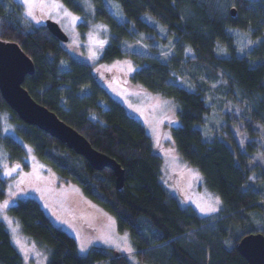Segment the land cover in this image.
<instances>
[{
  "label": "trees",
  "instance_id": "16d2710c",
  "mask_svg": "<svg viewBox=\"0 0 264 264\" xmlns=\"http://www.w3.org/2000/svg\"><path fill=\"white\" fill-rule=\"evenodd\" d=\"M61 1L86 14L79 0ZM92 1L95 19L106 23L111 34L99 61L132 58L139 68L129 80L176 102L178 123L172 136L178 152L201 173L222 207L216 215L203 217L182 206L161 180L162 158L144 124L111 95L93 65L72 56L46 24H32L20 2L0 0V39L18 42L34 62L35 71L26 75L24 86L96 149L116 159L125 181L118 188L111 168L95 169L58 138L26 123L0 91V145L8 151L9 162L27 169L22 140L29 143L38 159L115 215L118 229L130 232L133 253L144 264H248L239 241L251 232L264 234V169L261 177H253L264 167L257 158V153L264 158V0H113L123 19L105 0ZM146 17L165 28L167 37ZM232 29L257 43L237 53ZM136 36L151 47L171 39V51L126 47ZM217 91L225 94L230 107L225 123L206 138L202 127L212 113L208 99ZM5 114L22 140L6 132ZM7 183L0 175V200L6 197ZM8 211L26 234L47 248L48 264H132L128 255L101 245L81 254L76 239L34 197L20 198ZM0 264H24L2 220Z\"/></svg>",
  "mask_w": 264,
  "mask_h": 264
},
{
  "label": "rangeland",
  "instance_id": "374dc122",
  "mask_svg": "<svg viewBox=\"0 0 264 264\" xmlns=\"http://www.w3.org/2000/svg\"><path fill=\"white\" fill-rule=\"evenodd\" d=\"M16 1L23 5L24 14L32 24H46L48 19L57 21L69 37L63 45L70 54L91 63L98 79L111 95L126 107L130 115L144 124L152 137L154 149L162 158L161 180L171 194L179 197L181 205L194 208L203 217L216 215L222 207L221 198L204 185L201 173L183 160L173 139L172 127L178 123L176 102L131 82L129 76L139 68L132 58L99 61L111 34L106 23L95 19L93 1L79 0L85 8V15L71 10L61 0ZM105 1L123 19L115 1ZM28 12L32 15H28ZM146 19L157 27L162 37H167L165 28L150 17ZM82 23L85 25L82 26ZM231 31L235 36L236 52L239 54L257 43L251 41L246 33L236 29ZM125 45L131 50L141 52H149L154 46L167 54L171 51L172 40L167 45L156 41L151 47L144 42L142 36H136L134 41L126 42ZM220 51L229 54L225 47H220ZM183 82L192 87L189 81ZM208 101L212 105V113L202 128L205 137L211 138L225 123L224 114L229 111L230 102L220 91L213 94ZM4 125L6 132L21 139L9 123L8 114L4 115ZM22 143L27 151V169L9 162L8 151L0 145V175L8 179L6 197L0 200V220L8 227L13 243L23 256L24 264H48L49 251L26 234L20 220L8 211L9 206L23 197L38 199L53 222L76 239L81 254L86 255L93 245H101L114 249L116 253L128 255L132 264H144L133 253L130 232H121L118 229L114 214L87 197L77 183L62 178L49 164L38 159L29 143L23 140ZM257 158L264 166V158L259 153ZM262 169L264 167H259L253 177H261ZM210 208L216 210L209 211Z\"/></svg>",
  "mask_w": 264,
  "mask_h": 264
},
{
  "label": "water",
  "instance_id": "95a60500",
  "mask_svg": "<svg viewBox=\"0 0 264 264\" xmlns=\"http://www.w3.org/2000/svg\"><path fill=\"white\" fill-rule=\"evenodd\" d=\"M46 26L60 41H68L67 33L57 21L48 19ZM34 71L32 58L18 42L0 39V91L8 105L26 123L36 125L58 138L76 153L85 157L95 169L111 168L116 175L117 187H123L125 170L120 163L96 149L86 136L60 118L54 110L37 101L24 86L26 75ZM237 246L248 264H264V234L262 232L247 234Z\"/></svg>",
  "mask_w": 264,
  "mask_h": 264
},
{
  "label": "snow or ice",
  "instance_id": "6c2138e0",
  "mask_svg": "<svg viewBox=\"0 0 264 264\" xmlns=\"http://www.w3.org/2000/svg\"><path fill=\"white\" fill-rule=\"evenodd\" d=\"M28 15H32L31 12H28ZM216 209L215 208H210L209 211H215ZM201 211H204V209H201Z\"/></svg>",
  "mask_w": 264,
  "mask_h": 264
}]
</instances>
